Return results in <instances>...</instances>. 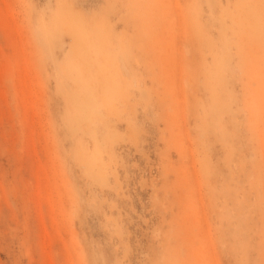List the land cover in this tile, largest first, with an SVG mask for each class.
<instances>
[{
  "label": "rangeland",
  "instance_id": "374dc122",
  "mask_svg": "<svg viewBox=\"0 0 264 264\" xmlns=\"http://www.w3.org/2000/svg\"><path fill=\"white\" fill-rule=\"evenodd\" d=\"M0 264H264V0H0Z\"/></svg>",
  "mask_w": 264,
  "mask_h": 264
},
{
  "label": "bare ground",
  "instance_id": "6f19581e",
  "mask_svg": "<svg viewBox=\"0 0 264 264\" xmlns=\"http://www.w3.org/2000/svg\"><path fill=\"white\" fill-rule=\"evenodd\" d=\"M215 260V259H214Z\"/></svg>",
  "mask_w": 264,
  "mask_h": 264
}]
</instances>
